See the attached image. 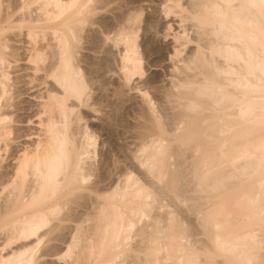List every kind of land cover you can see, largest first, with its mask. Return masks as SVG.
<instances>
[{
  "label": "bare ground",
  "instance_id": "1",
  "mask_svg": "<svg viewBox=\"0 0 264 264\" xmlns=\"http://www.w3.org/2000/svg\"><path fill=\"white\" fill-rule=\"evenodd\" d=\"M144 1L0 0V264H264V0Z\"/></svg>",
  "mask_w": 264,
  "mask_h": 264
},
{
  "label": "rangeland",
  "instance_id": "2",
  "mask_svg": "<svg viewBox=\"0 0 264 264\" xmlns=\"http://www.w3.org/2000/svg\"><path fill=\"white\" fill-rule=\"evenodd\" d=\"M150 1V0H149ZM154 1V2H153ZM153 1H150V2H148V1H144V5H149L148 6V8L146 9V11L144 12V16H145V14L147 13V12H150V14L152 13V10L155 8L156 9V7H157V4H155V2H156V0H153ZM157 3V2H156ZM153 6H154V8H153ZM156 6V7H155ZM150 9V10H149ZM152 9V10H151ZM154 11V13H152V15L154 16V19H155V21H156V23L158 24V27H162V26H164L163 25V23H165L168 19H170V17H168L167 19H166V17L164 18V17H162V15L159 13V12H157V11H155V10H153ZM159 19V20H158ZM164 20V21H163ZM163 22V23H162ZM162 25V26H161ZM154 31V30H153ZM151 33H152V31H151ZM150 34V33H149ZM153 34V33H152ZM160 36V37H159ZM158 37V38H157ZM156 38L159 40V43L160 44H164L165 43V40H161V35H158ZM169 38H171V36L170 37H167V41L166 42H168V40H169ZM161 41H162V43H161ZM169 42H171V40L169 41ZM153 69H151V70H148V73L149 72H151ZM158 71H161L162 72V70H158ZM27 87H29V85L27 86ZM35 90V89H34ZM32 91V90H31ZM133 91V92H132ZM132 91H130V93H129V96H130V103L131 102H133V103H135L139 98H137L138 96H137V94H138V92L136 91V90H132ZM136 96V97H135ZM24 97L25 98H27L28 97V95L27 94H25L24 95ZM29 98H31V99H34L33 97H31V96H29ZM87 108V107H86ZM86 108H83L84 110H87V111H90L89 112V114L90 115H99V116H101L102 114L101 113H99V112H95V111H91V110H89L88 108L86 109ZM95 112V113H94ZM101 114V115H100ZM35 119V118H34ZM92 120L95 122V123H97L98 122V120L95 118L94 119V117H92ZM128 120V119H127ZM127 120H123V122H117L116 123V125L114 124V125H112V127H111V134H112V136H113V139L115 140V142H117V143H119V144H121V145H124V146H127L128 144H130V146H131V143H132V146H134V142L136 141V138L135 137H133L134 135H133V129H129V128H127V124H126V122H128ZM129 121H130V119H129ZM100 123V122H99ZM99 123H97V124H99ZM25 127H27L28 125H30V126H34V127H37L36 125H38L37 124V122H35V123H31V124H28V123H24L23 124ZM34 130V129H33ZM131 134V135H130ZM106 135H104V137H105ZM27 138V137H26ZM26 138L24 137H22V138H20L19 140L21 141L22 139L23 140H26ZM18 140V141H19ZM19 141V142H20ZM131 142V143H130ZM18 143H16L15 145H17ZM107 146V145H106ZM106 146H105V148H106ZM190 215V214H189ZM191 217H193L192 215H190ZM62 264L64 263V262H61ZM65 264V263H64Z\"/></svg>",
  "mask_w": 264,
  "mask_h": 264
}]
</instances>
